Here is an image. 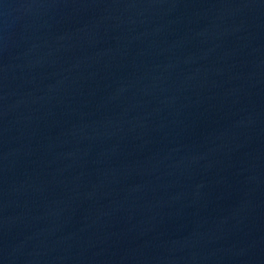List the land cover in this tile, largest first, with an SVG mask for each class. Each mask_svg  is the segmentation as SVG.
<instances>
[{"label":"water","instance_id":"95a60500","mask_svg":"<svg viewBox=\"0 0 264 264\" xmlns=\"http://www.w3.org/2000/svg\"><path fill=\"white\" fill-rule=\"evenodd\" d=\"M0 264H264V0H0Z\"/></svg>","mask_w":264,"mask_h":264}]
</instances>
